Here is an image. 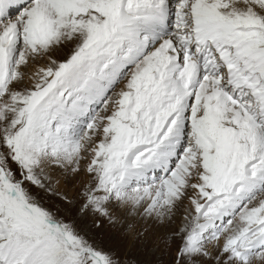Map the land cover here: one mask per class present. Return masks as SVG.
Here are the masks:
<instances>
[{
	"label": "snow or ice",
	"instance_id": "6c2138e0",
	"mask_svg": "<svg viewBox=\"0 0 264 264\" xmlns=\"http://www.w3.org/2000/svg\"><path fill=\"white\" fill-rule=\"evenodd\" d=\"M0 264H264V0H0Z\"/></svg>",
	"mask_w": 264,
	"mask_h": 264
},
{
	"label": "rangeland",
	"instance_id": "374dc122",
	"mask_svg": "<svg viewBox=\"0 0 264 264\" xmlns=\"http://www.w3.org/2000/svg\"><path fill=\"white\" fill-rule=\"evenodd\" d=\"M63 55H64V51H63ZM104 247L105 248H113V247H115V245H113L111 242H106L104 244ZM116 251H117L118 255H124L126 252V249L124 247H118V248H116ZM165 259H167V257H165Z\"/></svg>",
	"mask_w": 264,
	"mask_h": 264
},
{
	"label": "bare ground",
	"instance_id": "6f19581e",
	"mask_svg": "<svg viewBox=\"0 0 264 264\" xmlns=\"http://www.w3.org/2000/svg\"><path fill=\"white\" fill-rule=\"evenodd\" d=\"M57 56H63V50L61 52L56 53Z\"/></svg>",
	"mask_w": 264,
	"mask_h": 264
}]
</instances>
